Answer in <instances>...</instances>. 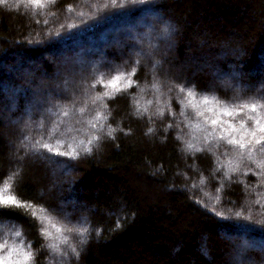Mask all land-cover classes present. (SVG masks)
<instances>
[{
	"label": "trees",
	"instance_id": "1",
	"mask_svg": "<svg viewBox=\"0 0 264 264\" xmlns=\"http://www.w3.org/2000/svg\"><path fill=\"white\" fill-rule=\"evenodd\" d=\"M262 86L264 0H0V190L23 202L0 243L26 264H264V150L210 123L264 121Z\"/></svg>",
	"mask_w": 264,
	"mask_h": 264
},
{
	"label": "snow or ice",
	"instance_id": "2",
	"mask_svg": "<svg viewBox=\"0 0 264 264\" xmlns=\"http://www.w3.org/2000/svg\"><path fill=\"white\" fill-rule=\"evenodd\" d=\"M36 2H39V0H36ZM140 2H143V0H140ZM111 3L115 5L116 0H111ZM137 63H139V61H137ZM134 72L135 69H133V73ZM116 79L118 80L119 77H116ZM191 87L194 88L195 85H192ZM122 90L123 89H118L117 91H122ZM180 90L183 91L184 87L180 86ZM191 94L192 93L190 91L189 95ZM105 95H111V93H105ZM258 97L259 100L264 101V86H262L261 90L258 92ZM249 106L251 107L252 111L255 112L258 107V104L256 102H253L250 105L244 104L242 107L236 110H229L227 107H225L221 109V112L227 116L232 117L235 115L236 111H243L244 108H247ZM259 106L261 108H264V104H260ZM97 115H99V113ZM248 119L251 121L250 125L247 124L246 121L240 120L239 127H237L235 124H233L231 121L228 120H225L223 121V123H221L219 118L211 119L210 123L213 126H216L218 124L220 125L219 137L220 139L226 140L228 144L238 146L240 149H244L246 146H250L253 143H255L257 145H261L262 150H264V121H262V119L258 116H252L249 117ZM224 125H227V127H224ZM32 148L34 150L39 148H44L47 149L49 152L55 151L57 155L74 156L73 152H60L59 149H53L49 144L47 143L41 144L39 141L33 144ZM86 151L90 152L91 149L88 148L86 149ZM75 155H78V153H76ZM22 203L23 202L18 201L16 197L13 195H7V196L3 195L2 190H0V210L3 209L15 210V208L21 206ZM236 215L239 216L240 213L237 212ZM33 216H35V213H33ZM68 231H73V229L70 228L68 229ZM75 231H77L80 234H83V232L86 230L75 229ZM98 231L99 230L97 229V232ZM41 233L46 234L48 236L51 235V233H48L47 230L43 228L41 229ZM65 239L67 238L65 237ZM50 247H54V245H50ZM21 255L23 259L19 258ZM30 259H34V253L30 251L21 252L18 251L16 247H9L4 243H0V264H26V262L29 261Z\"/></svg>",
	"mask_w": 264,
	"mask_h": 264
},
{
	"label": "rangeland",
	"instance_id": "3",
	"mask_svg": "<svg viewBox=\"0 0 264 264\" xmlns=\"http://www.w3.org/2000/svg\"><path fill=\"white\" fill-rule=\"evenodd\" d=\"M165 25H167V24H165ZM167 26H169V25H167ZM148 32L149 33H152V30L150 31V29H149ZM165 35H167V33ZM125 37L128 38L129 35H126ZM172 37H173V33H170V34L167 35V38L164 39V41H162V43L165 46H167L168 48L174 47V43L172 41ZM153 44H156V42L155 43L153 42L151 45H153ZM112 46H115V47L117 46L118 47V46H121V45L118 44L117 42H113L112 43ZM139 47H144V49L143 50L141 49V51H140V55L141 56H143V55H149L150 54V52L148 51V49H146V45L140 44ZM141 53H143V54H141ZM50 60L52 62H56L59 65H61V72H62V69H65L69 64H72L73 62L78 63L81 68H84L87 64L89 66H91V67L94 66V68H96L98 66V64H99V63H94L92 60H90V62H87L84 59H78V61H76V60L69 59L67 57H60V59L58 61L56 59H54V60L53 59H50ZM101 61H108V59H102ZM203 66L209 67L208 64H203ZM29 74L30 75H33V76L35 75L34 72H31ZM37 78H38L39 83H44V80H45L46 76L44 74H41L39 77L37 76ZM222 78L223 79L230 80L229 76H227V75H222ZM71 80L68 81V83H67L68 86H72L73 88H76L77 86L80 85V82L79 81L76 83V81H71ZM237 82H238V80H237ZM237 87H242V85H240L239 83H237ZM66 88H67V86H66ZM33 89H35L37 92H39V94L42 93L40 87L34 86ZM41 102L42 101L40 99L34 97L33 104H32V110H37L38 109V104L40 105ZM65 205L71 206L72 205V201H69V203H65ZM229 238L232 239V238H234V236L232 235ZM250 241H251L250 239H244L243 244H242V248H243L242 251L243 252L250 248L249 245H248V244H250ZM261 248H262V250H264V245L263 244L261 245ZM233 257H235V255H233Z\"/></svg>",
	"mask_w": 264,
	"mask_h": 264
}]
</instances>
